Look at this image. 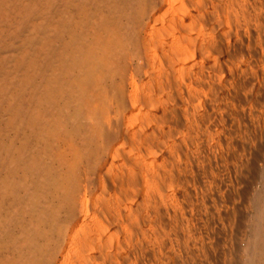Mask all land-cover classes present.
Returning a JSON list of instances; mask_svg holds the SVG:
<instances>
[{
	"label": "rangeland",
	"instance_id": "obj_1",
	"mask_svg": "<svg viewBox=\"0 0 264 264\" xmlns=\"http://www.w3.org/2000/svg\"><path fill=\"white\" fill-rule=\"evenodd\" d=\"M51 1L16 43L2 38L8 71L23 38L55 19ZM133 12L106 138L79 163L45 264H239L262 190L264 0H147Z\"/></svg>",
	"mask_w": 264,
	"mask_h": 264
},
{
	"label": "bare ground",
	"instance_id": "obj_2",
	"mask_svg": "<svg viewBox=\"0 0 264 264\" xmlns=\"http://www.w3.org/2000/svg\"><path fill=\"white\" fill-rule=\"evenodd\" d=\"M56 1L55 19L44 17L41 37L23 38L24 53H14L20 58L9 71L0 54V264H45L60 215L74 210L80 161L106 138L109 97L121 90L118 64L135 40L133 9L147 3ZM39 3L54 7L0 0V39L30 28ZM9 46L1 42L0 52ZM260 180L239 264H264V168Z\"/></svg>",
	"mask_w": 264,
	"mask_h": 264
}]
</instances>
